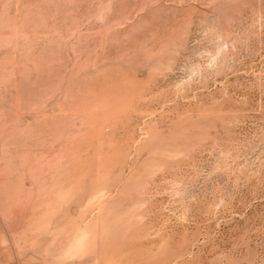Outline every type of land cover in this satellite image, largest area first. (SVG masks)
<instances>
[{"label":"rangeland","instance_id":"obj_1","mask_svg":"<svg viewBox=\"0 0 264 264\" xmlns=\"http://www.w3.org/2000/svg\"><path fill=\"white\" fill-rule=\"evenodd\" d=\"M0 264H264V0H0Z\"/></svg>","mask_w":264,"mask_h":264}]
</instances>
